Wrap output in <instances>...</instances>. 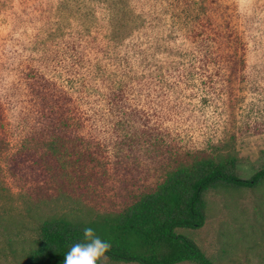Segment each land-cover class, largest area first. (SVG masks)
<instances>
[{"label": "rangeland", "instance_id": "rangeland-1", "mask_svg": "<svg viewBox=\"0 0 264 264\" xmlns=\"http://www.w3.org/2000/svg\"><path fill=\"white\" fill-rule=\"evenodd\" d=\"M58 106L69 125L46 135ZM225 151L243 179L264 168V0H0V264H24L43 220L121 212ZM205 201L177 233L264 264V185Z\"/></svg>", "mask_w": 264, "mask_h": 264}, {"label": "trees", "instance_id": "trees-1", "mask_svg": "<svg viewBox=\"0 0 264 264\" xmlns=\"http://www.w3.org/2000/svg\"><path fill=\"white\" fill-rule=\"evenodd\" d=\"M54 107L53 103L47 108L52 115ZM65 108H56L53 128L42 129L46 135H58L61 127H68ZM236 168L237 158L229 151L181 160L152 190L121 212L85 221L64 216L45 219L39 224L24 264H64L70 247L83 241L86 227L110 243L106 255L113 263L214 264L192 239L177 230H195L204 225L207 192L256 190L264 185V168L248 179L239 177Z\"/></svg>", "mask_w": 264, "mask_h": 264}, {"label": "clouds", "instance_id": "clouds-1", "mask_svg": "<svg viewBox=\"0 0 264 264\" xmlns=\"http://www.w3.org/2000/svg\"><path fill=\"white\" fill-rule=\"evenodd\" d=\"M111 248L109 242L95 234L94 229L83 230V241L74 243L65 255L64 264H107L106 253Z\"/></svg>", "mask_w": 264, "mask_h": 264}]
</instances>
